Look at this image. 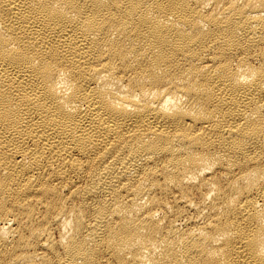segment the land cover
I'll list each match as a JSON object with an SVG mask.
<instances>
[{"label": "bare ground", "instance_id": "bare-ground-1", "mask_svg": "<svg viewBox=\"0 0 264 264\" xmlns=\"http://www.w3.org/2000/svg\"><path fill=\"white\" fill-rule=\"evenodd\" d=\"M0 264H264V0H0Z\"/></svg>", "mask_w": 264, "mask_h": 264}]
</instances>
